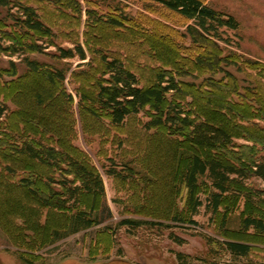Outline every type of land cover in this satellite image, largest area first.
I'll list each match as a JSON object with an SVG mask.
<instances>
[{"label": "rangeland", "instance_id": "1", "mask_svg": "<svg viewBox=\"0 0 264 264\" xmlns=\"http://www.w3.org/2000/svg\"><path fill=\"white\" fill-rule=\"evenodd\" d=\"M10 1L34 8L54 36L26 35L10 17H23L20 11L0 6L1 46L20 45L26 52L15 56L0 52V68L11 72L10 63L14 62L18 70L16 76L0 77V102L10 108L3 119L9 126L7 147L0 149V264H182L179 253L188 257L184 259L187 264H264V235L240 228L246 217L264 218V204L236 196L228 198L217 215L208 213L205 205L193 214L190 189L181 178L186 161L183 153L211 154L193 151L164 129H145L153 113L150 107L115 126L105 117L90 114L76 94L79 90L91 96L96 90L101 67L94 52L101 49L121 58L143 86L152 82L160 68L186 70L190 75L180 78L185 82L182 88L193 91L196 98L184 94L173 97L189 109L197 105L199 113H195L208 119L221 120L217 116L221 113L227 116L228 112L219 109L221 100L234 108L246 106L249 111L244 115L251 112L249 117H259L264 113L256 102L258 96L264 101V0H206L213 9L232 16L238 26L223 28L222 39L208 36L204 46H195L185 35L187 20L150 0ZM35 41L42 52L27 48ZM76 45L87 53L84 63L78 58H59L60 48ZM215 56L221 59L211 67ZM24 58L49 70L67 69L65 82L54 84L45 75L31 72ZM260 118L250 121L264 127ZM31 138L97 167L113 217L51 243V231L65 227L67 214L44 208L20 180L55 172L11 149ZM237 143L253 145L243 138ZM114 164L118 171L129 164L140 174L133 180L111 177L105 170ZM208 185V180H199L198 200L205 199ZM247 185L264 190L259 179ZM93 202L92 196L84 198L87 208ZM127 219L164 226L121 225ZM225 240L250 242L254 250L248 257H233L220 245Z\"/></svg>", "mask_w": 264, "mask_h": 264}, {"label": "trees", "instance_id": "2", "mask_svg": "<svg viewBox=\"0 0 264 264\" xmlns=\"http://www.w3.org/2000/svg\"><path fill=\"white\" fill-rule=\"evenodd\" d=\"M150 1L188 21L185 35L190 37L195 46L206 44L209 41L208 36L222 39L223 28L236 29L238 26L232 16L213 9L206 0ZM0 6L5 8L11 6L20 11L23 17L16 18L14 15L10 17L17 21V25L21 26L26 35L33 32L35 35L42 34L51 38L54 36L34 8L13 3L10 0H0ZM168 36L170 37V34ZM164 38L168 41L167 35ZM36 43L37 41L28 45L27 48L33 52H42V47ZM0 49V52H9L13 56L21 52L26 53L23 46L2 47L1 41ZM59 51L60 59L78 58L83 63L88 59L81 45H76L73 49L60 48ZM94 53L99 55L101 67L99 79L96 81V90L91 96L79 90L76 92L79 103L84 109L97 118L105 117L111 124L120 126L129 117L139 115L146 107H150L153 113L145 122V129H164L169 136L188 143L193 151H206L211 154L205 157L196 152L183 153L186 161L181 178L190 189L191 202L194 204L193 214H197L198 209L205 205L208 213L217 215L224 202L236 196H243L252 204H264V190H256L253 188L254 185H247V182L252 179L264 182V127L250 121L251 118L263 117L260 119L264 122V113H260L259 117H249L251 112L248 116L244 115L249 111L246 106L234 108L221 100L220 103L223 105L219 109L228 112V118L221 113V115L216 114L221 120L208 119L198 114L197 105L189 109L187 107L189 105L173 97L174 94H184L196 98L193 91L186 92L182 88L185 82L180 78L190 75L186 70L181 71L175 67H171L173 70L160 68L154 73L152 82L148 86H143L139 76L127 68L121 58L101 49ZM220 59L215 56L209 65L213 67L214 63L218 64ZM22 61L25 62L28 70L45 75L54 84L62 86L66 80L67 69L49 70L44 64L29 58H24ZM90 63L92 62L86 65ZM10 64L11 72L0 68V77L17 75V65L14 62ZM196 91L202 92L200 89ZM63 95L72 99L66 91H63ZM256 100L259 108L264 112L263 97L258 96ZM40 103H44V99H41ZM196 111L198 113H195ZM9 112V106L0 102V149L7 147L9 126L3 122V119ZM233 118H237L238 122H233ZM241 138L253 145L238 144L237 140ZM259 144L263 147L259 148ZM12 147L11 149L20 156L46 165L55 172L52 176L39 178L25 176L20 180V185L38 199L44 208L67 214L65 227L51 231V243L100 226L113 217L105 201L102 174L93 164L76 157L69 151L42 144L35 138L18 142L17 146ZM113 166L105 170V173L111 177L133 180L140 174L136 167L129 164L125 165L121 171L116 170V164ZM9 171L13 172V170ZM200 179L209 182L204 200H198L195 197ZM86 196L94 198L90 208L84 204ZM193 224L197 222L193 221ZM121 225L133 228L143 225L164 226L160 223L131 219L123 220ZM240 228L245 232L253 231L255 234L264 235V218L246 217L242 220ZM104 229L109 230L108 227ZM220 245L233 257H248L254 250L253 245L247 241L225 240ZM178 258L182 264H187L184 260L188 258L186 255L179 253Z\"/></svg>", "mask_w": 264, "mask_h": 264}]
</instances>
